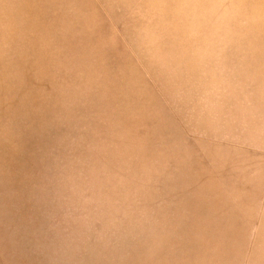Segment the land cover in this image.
Segmentation results:
<instances>
[{"label": "rangeland", "instance_id": "1", "mask_svg": "<svg viewBox=\"0 0 264 264\" xmlns=\"http://www.w3.org/2000/svg\"><path fill=\"white\" fill-rule=\"evenodd\" d=\"M0 264H264V0H0Z\"/></svg>", "mask_w": 264, "mask_h": 264}]
</instances>
